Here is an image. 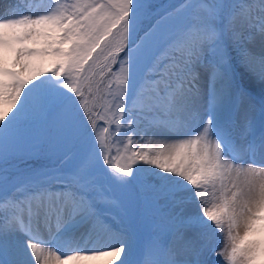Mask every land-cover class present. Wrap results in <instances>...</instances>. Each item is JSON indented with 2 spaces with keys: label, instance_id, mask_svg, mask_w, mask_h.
<instances>
[{
  "label": "snow or ice",
  "instance_id": "1",
  "mask_svg": "<svg viewBox=\"0 0 264 264\" xmlns=\"http://www.w3.org/2000/svg\"><path fill=\"white\" fill-rule=\"evenodd\" d=\"M213 237L264 264V0H8L0 264H219Z\"/></svg>",
  "mask_w": 264,
  "mask_h": 264
},
{
  "label": "rangeland",
  "instance_id": "2",
  "mask_svg": "<svg viewBox=\"0 0 264 264\" xmlns=\"http://www.w3.org/2000/svg\"><path fill=\"white\" fill-rule=\"evenodd\" d=\"M1 2L4 4H2V7H4L8 3V0H0V3ZM179 2L180 0H155V3L160 7L161 10L168 8L170 5L178 4ZM0 10L2 11L3 9ZM211 247L214 248V251H211L209 254L210 260L213 262H219V264H225L224 256L217 255V253L220 252L224 247L223 242H219L216 237H213Z\"/></svg>",
  "mask_w": 264,
  "mask_h": 264
},
{
  "label": "bare ground",
  "instance_id": "3",
  "mask_svg": "<svg viewBox=\"0 0 264 264\" xmlns=\"http://www.w3.org/2000/svg\"><path fill=\"white\" fill-rule=\"evenodd\" d=\"M2 2L0 3V9H3V7H2ZM4 5V4H3ZM1 11V10H0ZM30 46H33V45H30ZM257 88H258V86H257ZM97 264H103V262L101 261V262H97Z\"/></svg>",
  "mask_w": 264,
  "mask_h": 264
}]
</instances>
